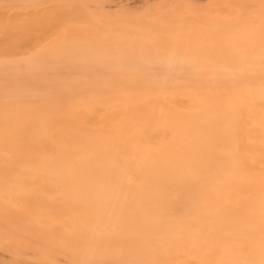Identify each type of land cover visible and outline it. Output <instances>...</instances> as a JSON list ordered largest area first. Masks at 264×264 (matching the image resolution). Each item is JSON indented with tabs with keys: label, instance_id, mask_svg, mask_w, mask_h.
I'll use <instances>...</instances> for the list:
<instances>
[{
	"label": "bare ground",
	"instance_id": "bare-ground-1",
	"mask_svg": "<svg viewBox=\"0 0 264 264\" xmlns=\"http://www.w3.org/2000/svg\"><path fill=\"white\" fill-rule=\"evenodd\" d=\"M0 264H264V0H0Z\"/></svg>",
	"mask_w": 264,
	"mask_h": 264
}]
</instances>
